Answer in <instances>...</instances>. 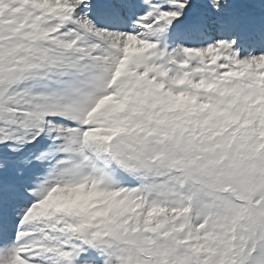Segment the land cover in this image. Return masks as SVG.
<instances>
[{
	"label": "snow or ice",
	"instance_id": "1",
	"mask_svg": "<svg viewBox=\"0 0 264 264\" xmlns=\"http://www.w3.org/2000/svg\"><path fill=\"white\" fill-rule=\"evenodd\" d=\"M0 264H264V0H0Z\"/></svg>",
	"mask_w": 264,
	"mask_h": 264
}]
</instances>
